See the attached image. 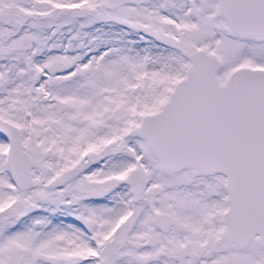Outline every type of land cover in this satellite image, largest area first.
<instances>
[{"label": "snow or ice", "instance_id": "snow-or-ice-1", "mask_svg": "<svg viewBox=\"0 0 264 264\" xmlns=\"http://www.w3.org/2000/svg\"><path fill=\"white\" fill-rule=\"evenodd\" d=\"M0 264H264V0H0Z\"/></svg>", "mask_w": 264, "mask_h": 264}]
</instances>
